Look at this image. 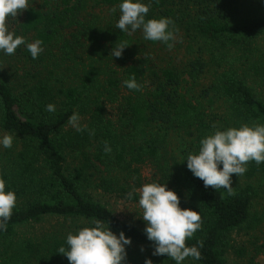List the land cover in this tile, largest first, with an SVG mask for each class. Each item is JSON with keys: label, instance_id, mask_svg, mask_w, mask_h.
Listing matches in <instances>:
<instances>
[{"label": "trees", "instance_id": "1", "mask_svg": "<svg viewBox=\"0 0 264 264\" xmlns=\"http://www.w3.org/2000/svg\"><path fill=\"white\" fill-rule=\"evenodd\" d=\"M120 2L30 0L8 22L27 42L41 40L44 51L36 59L23 45L10 56L0 52V135H14L13 146L0 149V173L18 200L0 231V264H69L59 248L93 218L131 237L126 264H144L130 248L153 251L145 228L121 220L100 197L138 203L134 189L145 184L148 166L154 171L148 183H166L182 208L201 213L202 227L186 244L202 241V259L189 257L187 264H228L234 233L263 225L254 205L264 192V163L248 162V181L228 195L205 188L184 160L216 129L264 124V98L254 86L264 87V49L257 44L264 37V0H151L146 19L171 18L175 35L188 40L195 59L180 67L149 61L142 31L129 35L115 27ZM124 42L130 46L122 56H110ZM133 76L139 91L123 85ZM49 103L54 113L45 111ZM221 103L225 113L213 112ZM73 112L84 131L68 123ZM175 140L184 143L182 154L173 151ZM45 220L58 224L21 234ZM254 251V258L264 255V239ZM150 257L153 264H175L167 254Z\"/></svg>", "mask_w": 264, "mask_h": 264}, {"label": "clouds", "instance_id": "2", "mask_svg": "<svg viewBox=\"0 0 264 264\" xmlns=\"http://www.w3.org/2000/svg\"><path fill=\"white\" fill-rule=\"evenodd\" d=\"M30 0H0V52L13 55L21 45L25 46L33 59L44 51L43 42L39 39L27 42L25 37L15 34L9 27V20L16 18L22 10L29 8ZM120 16L115 27L131 35L138 29L142 31L144 40L164 43L169 50L174 46L170 41L176 40L173 31L174 21L168 17L146 19L150 11L151 0H121L118 5ZM113 12L116 11L114 7ZM126 42L115 44L110 56L119 58L128 47ZM129 90L141 89L136 78L130 77L123 81ZM45 111L54 113L56 106L46 105ZM82 117L78 112L68 118V123L76 131H84L87 125H82ZM215 127V126H214ZM94 135L95 130H89ZM14 135H0V149L13 146ZM104 151L111 152V147L105 141ZM188 170L194 177L203 181L204 187L211 186L215 190L223 189L228 195H233L232 176H243L247 171L248 162L257 165L264 163V124H241L239 127L216 129L199 141L197 152H189L185 160ZM138 192L139 214L146 222L144 234L152 243L153 256L167 254L175 264H183L186 258L202 259L200 248L203 242L187 245L194 233L202 227L200 211L181 207L179 194L169 189L166 183L153 181L143 184ZM132 198L133 192L127 194ZM17 194L8 188V182L0 173V231H6L14 208L17 206ZM91 226H85L69 232L66 237L67 248L61 246L58 253L64 254L69 264H126L127 246L132 239L124 231L117 235L109 224L101 219H91ZM144 251V248H141ZM144 264H153L145 259Z\"/></svg>", "mask_w": 264, "mask_h": 264}, {"label": "rangeland", "instance_id": "3", "mask_svg": "<svg viewBox=\"0 0 264 264\" xmlns=\"http://www.w3.org/2000/svg\"><path fill=\"white\" fill-rule=\"evenodd\" d=\"M99 10H97L98 12ZM106 14V13H105ZM108 14V13H107ZM106 14V15H107ZM185 35L176 36V40L171 43L174 44L171 50L162 43L157 42L155 45L150 41H147L148 48L146 49V54L149 58L148 60L155 63L156 65H167L171 63L174 66L180 67L183 66L189 60L195 59L194 56L188 55V45L187 38H184ZM258 46L261 49H264V37L258 41ZM200 47V44H197ZM142 58L143 55L141 54ZM214 70L209 72V80L213 79ZM208 82V80H205ZM258 94L264 98V87L260 85H254ZM216 109L213 112L217 114L225 113L224 104H218ZM110 115L114 118L117 114V109L115 106L109 108ZM172 149L176 154H182L184 150V143L179 140L172 142ZM154 171L150 166L144 168L142 171V176L144 178L145 184L148 183L153 177ZM246 175L244 174L241 177H238L236 174H233L232 186L241 185L246 180ZM256 178V177H254ZM262 178V177H257ZM255 182H259L257 179ZM264 190V187L263 189ZM100 200L104 202L121 220L133 223L141 228L146 227V222L143 221L142 217L139 214H142V209L138 207V203H132L125 200H117L113 197H100ZM254 211L259 212L260 215L264 217V192L261 194L259 199L254 205ZM58 222L56 220H45L42 224H33L27 226L21 231V234L28 236L31 234H37L41 231L49 229L51 227L57 226ZM264 239V222L257 230L255 231H238L234 233L230 248L227 252L226 259L228 264H264V255H259L254 258L256 255L254 249L256 246H260L263 243ZM130 251L134 253L135 256H138L140 261L143 259L151 258L152 251L144 250L141 251V248L132 246ZM149 253V254H148ZM187 264L186 262H184Z\"/></svg>", "mask_w": 264, "mask_h": 264}]
</instances>
